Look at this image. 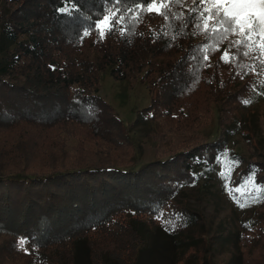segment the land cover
Listing matches in <instances>:
<instances>
[{
    "label": "trees",
    "instance_id": "obj_1",
    "mask_svg": "<svg viewBox=\"0 0 264 264\" xmlns=\"http://www.w3.org/2000/svg\"><path fill=\"white\" fill-rule=\"evenodd\" d=\"M156 3L168 4L166 15L145 11L144 0H0V264H77L79 243L88 264H139L159 228L188 258L221 246L173 197L224 153L230 126L264 85V55L238 44L239 32L205 31L210 4ZM113 11L123 19L101 36ZM105 70L150 94L136 121L156 122L155 158L136 170L127 169L126 125L96 94ZM215 108L219 132L208 141L194 131ZM229 193L262 202L240 231L238 264H264V163L234 172Z\"/></svg>",
    "mask_w": 264,
    "mask_h": 264
},
{
    "label": "rangeland",
    "instance_id": "obj_2",
    "mask_svg": "<svg viewBox=\"0 0 264 264\" xmlns=\"http://www.w3.org/2000/svg\"><path fill=\"white\" fill-rule=\"evenodd\" d=\"M96 94L105 100L117 117L126 125L133 143L134 154L127 169L136 170L142 164L155 158L153 135L156 122L137 120L140 109L150 103V94L140 81L115 80L105 70L99 74ZM210 124L194 131L208 141L215 140L219 127L216 108ZM264 115V85H260L253 99L238 114L229 128L225 140V151L209 169H197L194 184L177 189L173 199L203 217L207 236L221 244L209 247L206 254L197 252L195 257H187L183 244L162 229L153 230L150 247L139 254V264H238L239 236L243 227L249 226L255 218L261 201L237 204L229 193V182L234 172L255 159L264 163V138L255 126L257 117ZM264 117V116H263ZM243 205V207H241ZM220 243V244H219ZM25 249L27 245L23 243ZM77 264H88L87 250L83 243L77 246Z\"/></svg>",
    "mask_w": 264,
    "mask_h": 264
},
{
    "label": "snow or ice",
    "instance_id": "obj_3",
    "mask_svg": "<svg viewBox=\"0 0 264 264\" xmlns=\"http://www.w3.org/2000/svg\"><path fill=\"white\" fill-rule=\"evenodd\" d=\"M123 2L124 0H116L118 4ZM144 2L147 5L145 11H157L161 15L167 14L168 4L157 5L156 0H144ZM171 2L178 3L179 0H171ZM202 2L210 4V7H205L200 14L204 20L205 31L211 30L219 33L222 30L225 36L229 32H239L243 39L238 41V44L245 45L254 51L261 50V54L264 55V39L260 42L254 40L256 36L264 37V0H194V3ZM205 12L208 13L207 16L204 15ZM122 19V15L117 18L115 11L111 12L109 16H105L97 25L100 28L101 36L106 31H111L114 22H119ZM210 21L214 23H209ZM248 41L252 43L249 44ZM257 43L259 49L256 48ZM247 54V52L244 53V55ZM226 57L227 54H225ZM19 243L22 246L24 240Z\"/></svg>",
    "mask_w": 264,
    "mask_h": 264
}]
</instances>
